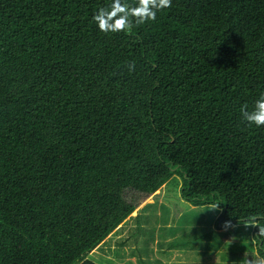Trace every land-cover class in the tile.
<instances>
[{
  "label": "trees",
  "instance_id": "trees-1",
  "mask_svg": "<svg viewBox=\"0 0 264 264\" xmlns=\"http://www.w3.org/2000/svg\"><path fill=\"white\" fill-rule=\"evenodd\" d=\"M112 2L0 0V264H103L169 183L264 264L242 223L264 227V126L240 112L264 93V0H172L104 33Z\"/></svg>",
  "mask_w": 264,
  "mask_h": 264
},
{
  "label": "rangeland",
  "instance_id": "rangeland-1",
  "mask_svg": "<svg viewBox=\"0 0 264 264\" xmlns=\"http://www.w3.org/2000/svg\"><path fill=\"white\" fill-rule=\"evenodd\" d=\"M176 189L180 190V186L177 188V185L174 183L163 185L158 191H156L147 200H145L137 208V210L130 215V217H128L125 220V222H128L129 228L125 226L123 227L124 230L121 232V229H118L120 227L119 226L100 244V246L95 248L90 253V256L93 257V259L95 260H99L98 258H104L106 260L112 261L113 262L112 264H115V261L117 264H154L157 262H160L161 264H208L207 258L205 256L202 257V255L199 252V249L196 250L194 253L197 255L195 257V260H191L194 258V256H190L187 258L190 251L185 252L183 250L184 248L169 249L167 247V244L170 240H173L175 238L178 241L177 242L178 244H185L192 248L195 247L196 245L199 246L200 244L203 247L207 243L212 245L216 243L217 246L218 245L220 246L222 243H220L219 240L214 239L215 238L213 237L214 234L213 235L209 234L210 231L212 230V226H208V225L212 217H210L208 220L207 217L202 219V223H201L202 229H201V234L199 235L193 231L190 233V229L192 227L189 228L188 226H183V228H179L175 236H169L167 238H166L168 234L167 229H161V226L163 227L164 223L158 225L156 221H153V224L152 223L149 224L148 222H146L145 225L140 226L139 223L143 221V219L146 220V217L140 216L138 219H134L135 217H133L136 214L138 215L139 213H142V210L146 205L157 204L156 209H158L160 204L164 203V207H167L168 209L174 211L175 210L183 211L182 213L184 214V217L182 222L186 223V225H189L190 222L193 225V223H195V217L201 212L195 209L191 210L190 212L189 210H187L184 204L181 205V203H179L177 201V198L175 197ZM191 208H195V207L191 206ZM204 211L205 210L203 209V215L206 214V212ZM164 213L162 214V216H160L161 221L162 218L164 219L169 218V213L168 214L167 213L164 214ZM241 231L245 232L244 230L240 229L239 232ZM188 235L189 237L185 238ZM228 236L229 238L231 237L232 238L231 240L233 241L232 243L229 242L228 245L229 250L232 249V256H234L232 258L233 262L229 263L231 257L229 251L227 254L225 253L227 251V248L225 247V249H222V251L219 253L220 261L217 260L216 263L217 264H227V263L248 264V258H249V254L247 253L248 249H245V247L241 246L240 244L235 245V241L240 237V233L229 232ZM201 237L203 239H201ZM244 237L245 236H243V238ZM218 238L220 237L218 236ZM242 242L243 241L241 240V243ZM234 249L238 251L236 252V254ZM110 250L112 253L110 252ZM116 252L121 253L122 256L120 255H118L120 257L116 256ZM253 252L255 255H257L256 254L257 250L255 246ZM132 253L134 254L131 255ZM257 257L258 255L256 256V258ZM185 260L187 261L184 262ZM256 264H262V260L258 258Z\"/></svg>",
  "mask_w": 264,
  "mask_h": 264
},
{
  "label": "clouds",
  "instance_id": "clouds-1",
  "mask_svg": "<svg viewBox=\"0 0 264 264\" xmlns=\"http://www.w3.org/2000/svg\"><path fill=\"white\" fill-rule=\"evenodd\" d=\"M172 0H136V4L130 6L123 0H113L108 8H100L93 19L100 31L104 33L130 32L134 26L156 19L157 11L171 7ZM128 70H135V63L128 64ZM242 119L249 126H264V93L255 101L251 110L247 104L240 108ZM215 206L214 208H216ZM258 217L252 216L242 221L244 226L258 227L257 235L264 237V227L259 226ZM224 229L235 227L230 221H225Z\"/></svg>",
  "mask_w": 264,
  "mask_h": 264
},
{
  "label": "crops",
  "instance_id": "crops-1",
  "mask_svg": "<svg viewBox=\"0 0 264 264\" xmlns=\"http://www.w3.org/2000/svg\"><path fill=\"white\" fill-rule=\"evenodd\" d=\"M175 193H177L175 195V197L177 198V201L179 203H181V205L184 204L185 207L187 208V210H189L190 212H191V210H194V209L195 210H199L196 206H193L191 203L186 202L182 198V195H181L180 190L178 192H175ZM154 206H155V208H154ZM191 206H193L195 208H191ZM156 207H157V204H155V205L154 204L153 205H146L143 208L142 213H139L138 215L136 214L133 217H135L134 219H138L140 216L146 217V220L143 219V221H141L139 223L140 226L145 225L146 222H148L149 224L150 223L153 224V221H156L158 225L164 223V226L163 227L161 226V229H167L168 234H167L166 238L169 237V236H175V234L177 233V231L179 230V228H183V226H188L189 228L192 227L190 229V233L193 231V232L197 233L198 235L201 234V229H202L201 228L202 227V224L201 223L202 222L200 221V219H198L197 216L195 218V223H193V225L190 222H189V225H186V223L182 222L183 217H184V214L182 213L183 211H176V210L174 211V210L168 209L167 207H164V203L160 204V206H159L158 209H156ZM153 208H154V210H153ZM164 212L167 213V214L169 213V218L168 219L162 218V221H161L160 220V216H162V214ZM172 212H173V214H172ZM215 220H216V218H214L213 222H211L208 225V226H212V230H213V231L211 230L209 234H211V235L214 234V236H213V237H215L214 239L219 240L220 243H222L220 246L219 245L217 246L216 243L213 244V245L207 243L203 247L200 244L199 246L196 245L195 247L192 248V247H189L188 245H185V244H178L177 243L178 241L174 238L173 240H170L168 242L167 247L169 249L184 248L183 250L185 252L190 251V253L187 256V258L190 257V256H194V258L191 259V260H195V257L197 255L194 254V253H195L196 250L199 249V252L202 255V257L205 256L207 258L208 264H217L216 261L217 260L220 261L219 260V255H220L219 253L222 251V249H225V247H226L227 248V251L225 253L227 254L228 251H229L230 257H231V259L229 260V263L233 262V259L232 258L234 256H232V249L229 250V248H228L229 242H231V243L233 242L231 240V238H229V236H228V234H229L228 232L230 231L231 228H229L227 230H225V229H217ZM125 226L127 228H129L128 222H124L122 225H120V227L118 229H121V232H122L124 230L123 227H125ZM220 231H222V232H220ZM190 233H189V235H190ZM224 233H226V236H228V237H226L225 235H223ZM189 235L187 237H185V238H188ZM218 236L221 239L218 238ZM201 239H203V238L201 237ZM110 252H111V250H110ZM133 254L134 253H132L131 255H133ZM118 255L122 256L121 253L116 252V256H118ZM120 256H118V257H120ZM98 259H99V261L104 262L103 264H112L113 263L112 261L106 260L104 258H98ZM124 261H127V260H124ZM186 261L187 260H185L184 262H186ZM229 263H227V264H229ZM115 264H117L116 261H115ZM154 264H161V263L160 262H157V263H154Z\"/></svg>",
  "mask_w": 264,
  "mask_h": 264
}]
</instances>
